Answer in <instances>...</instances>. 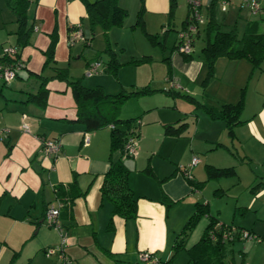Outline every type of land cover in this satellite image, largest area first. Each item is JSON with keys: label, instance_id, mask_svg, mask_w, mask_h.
I'll return each instance as SVG.
<instances>
[{"label": "crops", "instance_id": "crops-1", "mask_svg": "<svg viewBox=\"0 0 264 264\" xmlns=\"http://www.w3.org/2000/svg\"><path fill=\"white\" fill-rule=\"evenodd\" d=\"M92 1L95 0L31 2L27 23L33 31L30 42L18 51L20 67L10 83L0 79V130H7L5 137L0 134V264H8L15 251L19 252L15 264H33L34 261L41 264L39 257L45 258L44 248L60 242L58 230L48 226L45 220L46 209L51 205L59 207L58 219L66 231L63 250L70 260L67 264H144L139 257L144 251L152 252L159 260H168L173 254L178 233L192 214L180 221L182 210L175 208L171 215L169 207L184 202L187 210L195 209L193 199H199L204 187L210 183L220 187L215 190L222 193L214 192L216 196L234 190L229 195L238 201L241 192L259 179L257 186L251 190L253 195L247 194L242 199L240 213L234 206L228 224L254 234L258 218L251 211L255 203L264 197V66L251 74V64L246 59L219 57L213 73L208 75L202 56L196 57L192 52L185 59L174 48L175 39L171 52L164 59L167 67L170 66L171 80H167V70L164 78L172 91L169 93L166 88L153 83L156 74L151 64L152 56L131 55L127 59L117 56L114 47L120 45L124 30H116L115 27L119 26H112L104 33L103 28L96 25L92 31L85 8V3ZM127 1L117 0V3L127 10ZM138 1L141 3V0ZM142 1L141 22L145 33L157 34L156 40L159 39V44L166 48L173 18L169 15L170 0ZM210 4L211 0H203L202 12L207 14ZM238 4L240 7L241 1ZM216 5L217 11L222 10L218 1ZM14 24L7 36L9 47H16L14 32L17 24ZM78 24L84 39L69 44V33ZM97 26L101 31L96 33ZM53 32L57 36L54 60L57 65L68 67L70 76H73L70 74L72 71L85 70L89 62L99 60L103 67L99 74H103L97 73L100 79L94 85L100 86L104 92L114 94L121 89L130 91L144 85L156 90L128 99L122 109L131 100L146 99L161 92L165 97H172L161 105H137L133 108V115L120 117H137V122H133L137 124L138 131L136 153L122 156L129 169L128 185L137 196L135 219L111 216L109 201L101 197L100 187L109 167V128L85 131L83 124L76 120L71 88L58 78L47 79L45 83V105L30 98L39 89L40 74H50V71H43L42 66L45 61L43 52ZM95 34L104 36L103 45L99 48L105 50L108 43L111 53L121 63L116 76L109 74L114 76L115 82H111L108 75L107 62L110 58L104 60L102 51L92 45ZM4 46L1 44V47ZM2 55L1 50L0 57ZM142 57L148 59L133 63L132 60ZM5 63L6 60L0 61L2 65ZM172 80L176 86H170ZM88 82L85 84L87 87L94 86ZM106 83L111 84L109 89ZM241 93L243 109L240 118L243 122L233 127V135L227 133L224 120L211 117L203 106L183 96L189 95L218 113L222 104L237 102ZM152 115L153 119L144 122ZM181 123L185 126L179 134L165 129L166 125L176 127ZM23 124L27 125L28 131L22 129ZM85 135L88 142L83 143ZM143 137L148 139V143L141 142ZM42 139L59 141V153L46 157L41 151ZM115 155L120 156L118 152ZM193 155L200 156L191 169V178L195 183L200 182L199 187L191 184L181 170ZM181 161H186V164ZM210 166H232L235 172L233 175L208 178L207 168ZM73 179L77 188L85 194L62 203L55 189L58 185L66 186ZM164 196L171 200V205L166 207ZM205 204L209 209L210 199ZM257 210L259 207L254 209ZM249 213L253 215L250 219ZM213 216L219 224H225L226 221ZM204 217L190 233L186 248L203 234L208 224V217ZM110 218L112 225L109 224ZM48 258H52L50 264H58L56 256ZM174 263L181 264L175 258Z\"/></svg>", "mask_w": 264, "mask_h": 264}, {"label": "trees", "instance_id": "trees-1", "mask_svg": "<svg viewBox=\"0 0 264 264\" xmlns=\"http://www.w3.org/2000/svg\"><path fill=\"white\" fill-rule=\"evenodd\" d=\"M31 2H36V0H6L7 5L14 14V22L17 24L14 32L17 54L11 58L7 54H3L0 57V61L6 60V63L16 61L19 49L30 42V34L33 28L27 23V10ZM216 2V0H211L207 11V20L201 30L205 36L200 52L206 65L207 74L213 73L215 62L219 57L246 59L251 64L252 74L254 70L261 68L264 60V6L258 14L246 17L245 27L242 33L238 34L236 24L230 30L225 31L221 29V25L217 21ZM142 3L143 1L141 0L140 10L137 15V22L141 26ZM175 6L176 0H170V17L173 16ZM85 8L92 31L96 25H99L103 28L104 33H106L112 26H121L127 16V10L119 6L117 0L86 2ZM239 8L244 7L240 6ZM188 23H190L189 9H187V15L182 21L181 28L186 27ZM199 27L200 25L195 32L197 35H200ZM146 35L149 36L153 43L156 42L157 34ZM56 41L57 36L53 32L50 43L43 52L45 61L42 70L45 72L50 71V74H40L41 83L39 89L36 94H31L30 98L41 105H45L47 95L45 83L47 79L58 78L65 81L71 88L76 106V120L83 124L85 131H94L104 127L109 128V167L104 173L103 182L100 187L101 197L109 201L111 216L118 215L125 220L135 219L137 216V196L128 185L129 169L124 164L122 156L124 154V145L128 138L137 137L138 135L137 124L133 123L134 121L137 122V117L120 118L118 115L121 106L128 99L148 95L156 90L150 88L149 85H144L134 90L121 89L117 93L109 94L104 92L100 86L87 87L83 84L81 78H74L69 75L68 67L57 65L54 60ZM174 48L177 49L176 43ZM110 50L107 43V47L104 50L108 54L110 53L107 70L116 76L117 69L121 63L116 60ZM183 55L187 59L191 54ZM147 59V57H142L132 61L133 63H141ZM167 71L169 73L167 80H171L169 65ZM167 90L169 93L172 92L170 89ZM183 96L190 101H194L196 105L203 106L211 117L224 120L229 135H233V127L236 124L243 122L240 118L243 109V93H241L237 102L222 104L218 113L189 95ZM184 126L185 123H181L176 127L169 124L166 125L165 129L169 133L179 134L182 132ZM116 152L120 156H116ZM234 172L235 170L232 166L223 168L210 166L207 168V177L219 178L225 175H233ZM185 178L194 186L199 187L200 182H193L191 175L190 177L185 176ZM55 191L62 203L68 202L70 199L72 200L77 195L85 194V192L77 188L74 179L66 186L58 185ZM163 202L166 207L171 205V200L166 196L163 197ZM204 216L208 217V224L205 226L203 234L197 242L186 248L190 233ZM109 224L112 225L111 218ZM241 230L242 228L233 225L219 224L218 219L209 213L207 204L196 202L194 212L187 218L176 237L173 245V254L168 260H159L157 258L158 264H175L174 258L181 250H185L187 254V260L183 264H246L243 257L239 262L234 257V242L239 239L244 240L240 238ZM255 239L258 240L259 238L256 237ZM18 254L19 252L15 251L8 264H15Z\"/></svg>", "mask_w": 264, "mask_h": 264}, {"label": "rangeland", "instance_id": "rangeland-1", "mask_svg": "<svg viewBox=\"0 0 264 264\" xmlns=\"http://www.w3.org/2000/svg\"><path fill=\"white\" fill-rule=\"evenodd\" d=\"M126 1V0H125ZM203 1V0H202ZM241 0H231L230 3L227 5V9L225 10H218L216 12L217 15V21L221 25L222 30H230L235 24L237 28V33L241 34L244 27H245V21L246 17H250L251 14L248 12L246 8H239V2ZM126 7H127V16L125 17L123 24L119 27H115L116 30H124L123 33H121V42L118 47H114L117 53V56L120 59H127L128 57H131V55H150L153 58H151L154 71L156 74L155 81L153 82L154 85H157V87L160 88H166L168 89V82L164 81L166 70H167V64L165 63L166 55H169L171 52V49L173 47L174 40L177 39V34L178 30L181 29L182 26V21L185 19L187 15V0H176V6L174 9V15L172 16V20L170 22V30H169V37L167 39V47L164 48L161 46L159 39L156 40L155 43H153L149 36L146 35L143 27L138 24L137 22V15L138 11L140 10L141 3H139L138 0H128L126 2ZM203 17L205 18L204 21L206 22L207 20V14L203 11L202 12ZM14 14L12 13L11 9L6 3V0H0V52L2 50V53L9 47V41H8V34L9 32L14 28ZM119 28V29H118ZM203 28V24L200 25V35H197L196 33H193V46H192V52L196 57H201V47L203 45V38H204V33L201 31ZM101 31V28L99 26L96 27L95 32ZM94 34V33H93ZM103 38L102 35L100 34H95L94 37L92 38L91 42L92 45L94 46V49H98L100 51L102 48H99L103 45ZM158 41V42H157ZM1 44L5 45L4 47H1ZM120 47V48H119ZM123 47V48H122ZM104 52V49L101 50ZM102 54V58L104 60L108 59L109 56ZM202 59V57H201ZM152 66V65H151ZM261 66H264V62H262ZM70 74H72L74 78H81L83 84H87L86 81H89L88 83L93 86L95 81L97 79H100L98 77L99 75L103 73H98L94 75L93 77H86L84 75V68L83 70H77V71H72ZM110 73H108L109 75ZM109 78L111 79V82H115L114 76L109 75ZM13 80V79H12ZM11 82V81H10ZM9 82V83H10ZM182 83V81H180ZM178 82V84L180 83ZM8 84V83H6ZM180 85V84H179ZM95 86V85H94ZM93 86V87H94ZM111 84L106 83L107 89L110 87ZM163 88V89H164ZM159 92V91H158ZM162 93V92H161ZM156 94V95H150L146 97V99L142 100H131L127 103L125 106V109H120L119 111V117H128L133 115L134 113V107H137V105H148V104H156V105H161L163 103H167L168 101L172 100L171 96L170 97H165L163 94ZM167 100V102H165ZM181 104V103H180ZM124 108V107H123ZM132 113V114H131ZM137 115V114H136ZM153 119V115L150 116V118L146 117L145 121ZM153 124V123H152ZM150 124L149 126H153ZM147 125V124H146ZM145 125V126H146ZM148 127V126H147ZM2 138V136H1ZM145 137H143L142 141L144 144L148 143ZM198 156V155H197ZM200 157V156H199ZM176 160V159H175ZM182 164H186V161H181ZM259 182V179L256 180L249 188L243 190L241 192L240 198L238 201L234 197H231L229 194L233 193L234 190L231 192H227L226 194L216 196L214 192H217L218 189L220 188L216 183H210L209 185L204 187V191L202 193V196L200 198H195L193 199L194 203L197 201L199 203H204L206 200L210 199V204L209 206V211L211 214L216 215L219 219L226 221L225 224H230L231 220V215L232 211L234 209V206H236L237 210L239 213L242 210V199L245 197L247 194H252L251 190L252 188H255ZM225 184H222V186ZM218 194L222 193L220 191L217 192ZM225 193V191L223 192ZM253 195V194H252ZM184 202L179 203V205L175 207H169L170 214L174 213V210H182L180 211V221L184 217H188L189 213L194 212V208H190L187 210L184 207ZM255 207H259V210L254 211L252 209V213L255 214V216L258 218L255 220L256 222V229L254 230V234H252L254 237H258L259 239L256 240L255 238L253 239H244V240H237L233 244L234 248V257L237 262L241 260V258H244V262L246 264H264V197L261 198L259 201L255 203ZM191 211V212H190ZM251 213L248 214L250 216ZM242 216V214H240ZM236 216H238V212L236 213ZM240 216V217H241ZM252 216L248 217V219L252 218ZM205 217H203L204 219ZM200 224H204V222H201ZM44 255V254H43ZM45 256V255H44ZM38 260V259H37ZM39 263L41 264H50L52 258H48L45 256L44 259L39 257ZM175 260L178 263H185L187 260V254L185 250H181L178 252L177 256L175 257ZM32 264V263H28ZM35 264V261L33 262Z\"/></svg>", "mask_w": 264, "mask_h": 264}, {"label": "built area", "instance_id": "built-area-1", "mask_svg": "<svg viewBox=\"0 0 264 264\" xmlns=\"http://www.w3.org/2000/svg\"><path fill=\"white\" fill-rule=\"evenodd\" d=\"M220 3L222 10L227 9V5L231 0H216ZM187 6L189 9V18L190 23L186 25V27L178 30L176 44L177 51L182 54H191L192 46H193V33L197 31V27L204 22V17L202 14V0H187ZM241 6L246 8L251 15L258 14L262 7L264 6V0H241ZM84 39L82 30L80 25H76L69 33L68 41L69 44H74L76 41ZM3 54H7L10 58L15 57L17 54L16 47H8L5 49ZM20 67L19 59L11 63L0 64V79L3 82L9 83L15 76L17 69ZM100 71H103L102 64L99 60H94L89 62L84 70L85 76H92ZM170 86H176L175 82L170 81ZM22 129L24 131H28V127L26 124L22 125ZM7 130H0V134L2 136H6ZM88 142V137L85 135L83 138V143ZM136 145H137V137H129L124 145V154L123 156H133L136 153ZM60 150L59 141L53 139H42L41 142V151L46 157L56 156ZM199 161V157L197 155H193L190 162L181 167V170L184 176L190 177L191 169L194 165H196ZM59 207H55L53 205L49 206L46 209L45 220L48 226L58 230L60 234V242L55 245L47 246L44 248L43 252L47 257L56 256L58 259V264H67L70 260L68 256L65 254L63 250V244L66 241V231L61 226L59 219ZM241 239H253L256 238L252 234H250L247 230H241L240 233ZM141 261L144 264H158L157 257L148 251L141 252L139 255Z\"/></svg>", "mask_w": 264, "mask_h": 264}]
</instances>
